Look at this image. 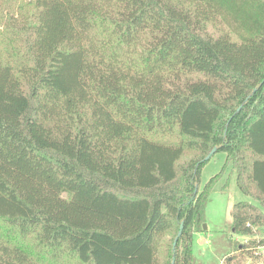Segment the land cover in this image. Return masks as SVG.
<instances>
[{
    "label": "trees",
    "instance_id": "trees-1",
    "mask_svg": "<svg viewBox=\"0 0 264 264\" xmlns=\"http://www.w3.org/2000/svg\"><path fill=\"white\" fill-rule=\"evenodd\" d=\"M6 2L0 264H195L213 148L258 203L231 232L264 227V0Z\"/></svg>",
    "mask_w": 264,
    "mask_h": 264
},
{
    "label": "rangeland",
    "instance_id": "rangeland-1",
    "mask_svg": "<svg viewBox=\"0 0 264 264\" xmlns=\"http://www.w3.org/2000/svg\"><path fill=\"white\" fill-rule=\"evenodd\" d=\"M26 2V3H25ZM27 0H12L4 3L5 10H18L24 16L30 15L31 9ZM217 176L208 193V200L204 207V223L199 226L193 237L192 251L195 264H236L233 262L235 249L248 241L264 237L263 231L255 235L236 236L231 232V211L238 202L258 205L252 197L243 194L236 185V174L231 163H226L223 152L215 153L200 171L199 189L202 190L208 181ZM264 257V252H262ZM227 259L231 261L227 262ZM242 264H248L257 259L242 256ZM264 262V258H262ZM262 262V263H263Z\"/></svg>",
    "mask_w": 264,
    "mask_h": 264
},
{
    "label": "water",
    "instance_id": "water-1",
    "mask_svg": "<svg viewBox=\"0 0 264 264\" xmlns=\"http://www.w3.org/2000/svg\"><path fill=\"white\" fill-rule=\"evenodd\" d=\"M216 153V149L213 148L207 155L206 157L201 161V162H207L211 159V157ZM197 191V186L195 187V192ZM203 228H205V225H203ZM182 230H183V223L180 224V228H179V232L176 236V238L174 239V242H173V248H175V245H176V242L177 240L179 239V237L181 236L182 234ZM174 263V261H172V264Z\"/></svg>",
    "mask_w": 264,
    "mask_h": 264
},
{
    "label": "built area",
    "instance_id": "built-area-1",
    "mask_svg": "<svg viewBox=\"0 0 264 264\" xmlns=\"http://www.w3.org/2000/svg\"><path fill=\"white\" fill-rule=\"evenodd\" d=\"M257 229H259L258 231H263V233H264V227H262V228H256L254 230L257 231ZM262 239H264V237ZM262 252H264V246L263 247H258V249L254 253V255L257 257L256 258L257 260L255 262H253L252 260H250L251 262L248 263V264H264V262L262 260V258H264V257H262Z\"/></svg>",
    "mask_w": 264,
    "mask_h": 264
}]
</instances>
